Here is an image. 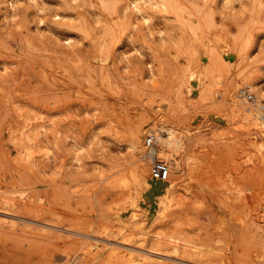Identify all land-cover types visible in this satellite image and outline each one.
Wrapping results in <instances>:
<instances>
[{
    "label": "rangeland",
    "instance_id": "1",
    "mask_svg": "<svg viewBox=\"0 0 264 264\" xmlns=\"http://www.w3.org/2000/svg\"><path fill=\"white\" fill-rule=\"evenodd\" d=\"M242 103L264 112V0H0V264H264ZM167 126L189 165L156 205L134 169Z\"/></svg>",
    "mask_w": 264,
    "mask_h": 264
},
{
    "label": "bare ground",
    "instance_id": "2",
    "mask_svg": "<svg viewBox=\"0 0 264 264\" xmlns=\"http://www.w3.org/2000/svg\"><path fill=\"white\" fill-rule=\"evenodd\" d=\"M149 4L151 7L157 6L156 2L155 3H149ZM220 42H222V41H220ZM238 111L246 114L249 118L252 117V118H255L256 120H260L264 123V112L263 111L259 112V110L251 109V106L248 104L242 103L241 106H238ZM164 132L165 133L163 135H161L159 133L160 136L158 135V137L154 133H151L156 138L157 147L152 151L151 154H145L144 153V156L149 159L150 165H151V160H153V158L167 162V164L169 165V170H170L169 171V177L164 181L153 179L150 175V167H149V171H148V166L146 164L147 161L145 163H142L141 165L136 166L134 169V179L139 181L140 185H142L146 189L150 190V194L152 193L151 195L153 197V204H156V205L162 204L165 199H170L173 197V195L178 190V188H177L178 183L176 182V180L179 179L178 174H180L182 171H184L183 169H184L185 165H189V163L181 162V160H179L177 157H175V155L178 153V151L183 148L182 146L184 144L182 139H180L176 135L175 129L173 127L167 126L165 128ZM158 141H159V143H158ZM139 147H140V145H139V134L135 133V134H133L132 140L129 143V148L134 152ZM183 159H184V156H183ZM173 174H177V177L173 178ZM149 179H152V180H149ZM110 244L114 245L112 243H110ZM121 244H123V243L121 242ZM110 247H112V246H110ZM123 247H125V246H123ZM198 249H200V248L198 247ZM131 253L132 252H130V255H131ZM198 253H200V252H198Z\"/></svg>",
    "mask_w": 264,
    "mask_h": 264
},
{
    "label": "built area",
    "instance_id": "3",
    "mask_svg": "<svg viewBox=\"0 0 264 264\" xmlns=\"http://www.w3.org/2000/svg\"><path fill=\"white\" fill-rule=\"evenodd\" d=\"M249 99L252 98L248 95ZM157 147L156 138L154 135L149 134L144 139L145 154H151ZM169 165L163 160L153 158L150 165V175L153 179L164 181L169 177Z\"/></svg>",
    "mask_w": 264,
    "mask_h": 264
}]
</instances>
